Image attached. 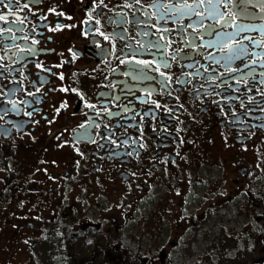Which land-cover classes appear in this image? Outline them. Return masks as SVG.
Returning a JSON list of instances; mask_svg holds the SVG:
<instances>
[{"label": "flooded vegetation", "instance_id": "flooded-vegetation-1", "mask_svg": "<svg viewBox=\"0 0 264 264\" xmlns=\"http://www.w3.org/2000/svg\"><path fill=\"white\" fill-rule=\"evenodd\" d=\"M0 16V264L36 239L67 264L264 262L259 0Z\"/></svg>", "mask_w": 264, "mask_h": 264}, {"label": "rangeland", "instance_id": "rangeland-1", "mask_svg": "<svg viewBox=\"0 0 264 264\" xmlns=\"http://www.w3.org/2000/svg\"><path fill=\"white\" fill-rule=\"evenodd\" d=\"M3 210H4V208L2 206H0V211L2 212ZM27 214L28 213H26V217H27ZM5 233H7V231ZM6 235L7 234H3V238H5ZM9 235H10V233H9ZM26 244L28 247L25 245L18 247V249L16 250L17 257L15 255L14 257L10 258V260L12 261L13 264H58V263L67 264V262H68L66 256L69 257V255H68V253H65V251L62 248L57 247V249L47 248L45 250H40L39 249L40 243L37 242V239L34 240L30 246L28 245L27 242H26ZM9 245H11L10 248L12 249L13 244H11L9 242L0 241V248L2 250L1 261L6 259L5 252L7 251ZM79 249L74 248L73 253L74 252L81 253V250H79ZM61 256H65L66 259H64L63 257L60 258ZM39 260H40V262H39ZM207 260H208L207 258H204L201 262L196 263V264H209ZM11 261H10V264H11ZM228 263L229 262L226 260H223V261L220 260V261L216 262V264H228ZM108 264H115V263H108ZM260 264H264V262H261Z\"/></svg>", "mask_w": 264, "mask_h": 264}, {"label": "snow or ice", "instance_id": "snow-or-ice-1", "mask_svg": "<svg viewBox=\"0 0 264 264\" xmlns=\"http://www.w3.org/2000/svg\"><path fill=\"white\" fill-rule=\"evenodd\" d=\"M201 3H203V0H201ZM208 3L211 5L212 4V0H208ZM260 6H261V10L264 11V0H259ZM177 11H180V9H177ZM183 14V13H182ZM215 15H218V13H214V12H209V16L213 17ZM4 17L0 16V20H3ZM218 36L220 35L219 33L217 34Z\"/></svg>", "mask_w": 264, "mask_h": 264}, {"label": "trees", "instance_id": "trees-1", "mask_svg": "<svg viewBox=\"0 0 264 264\" xmlns=\"http://www.w3.org/2000/svg\"><path fill=\"white\" fill-rule=\"evenodd\" d=\"M58 264H61V263H58Z\"/></svg>", "mask_w": 264, "mask_h": 264}]
</instances>
